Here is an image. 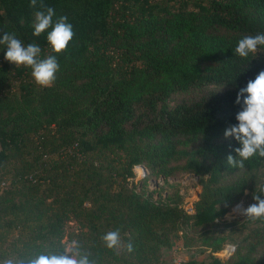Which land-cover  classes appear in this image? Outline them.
<instances>
[{
    "label": "trees",
    "instance_id": "16d2710c",
    "mask_svg": "<svg viewBox=\"0 0 264 264\" xmlns=\"http://www.w3.org/2000/svg\"><path fill=\"white\" fill-rule=\"evenodd\" d=\"M29 3L0 0V35L37 44L59 70L41 87L0 50V264L68 255L73 241L91 264H161L163 250L179 237L188 245L264 168L259 155L228 165L239 144L224 137L237 123V91L264 70V46L247 58L234 51L264 33V0H43L53 21L72 24L59 54L47 31L33 35ZM139 164L147 173L136 189ZM179 170L200 183L192 212L178 186L155 198L145 187ZM248 222L229 256L215 254L227 237L199 232L207 256L180 264H264L262 219ZM117 230L107 247L102 237Z\"/></svg>",
    "mask_w": 264,
    "mask_h": 264
},
{
    "label": "clouds",
    "instance_id": "9594fccd",
    "mask_svg": "<svg viewBox=\"0 0 264 264\" xmlns=\"http://www.w3.org/2000/svg\"><path fill=\"white\" fill-rule=\"evenodd\" d=\"M29 7L34 9L31 25L33 35L40 36L47 31L46 40L52 52L59 54L66 50L74 35L72 24L67 22L68 17L62 15L53 21L55 9L44 5L43 0L39 3L38 0H30ZM0 46V50L6 49L4 60L15 67L30 68L31 77L37 85L50 87L55 82L59 70L55 55L41 59L40 47L35 43L25 46L14 31H4L0 35ZM261 46H264V33L246 35L238 40L234 51L239 57L247 58L250 54H256ZM234 103L240 106L235 114L237 123L225 129L224 137H232L238 142L239 147L234 151L240 159L228 155L227 164L243 169L244 162L251 157H264V70L259 71L245 86L239 88ZM253 200L255 202L246 208L238 204L235 210L251 220L264 219V186H261L260 194L253 196ZM102 239L107 247L113 248L119 243V232H107ZM66 252L71 255H39L31 260L30 264H91L88 254H82L75 241L71 242Z\"/></svg>",
    "mask_w": 264,
    "mask_h": 264
},
{
    "label": "rangeland",
    "instance_id": "374dc122",
    "mask_svg": "<svg viewBox=\"0 0 264 264\" xmlns=\"http://www.w3.org/2000/svg\"><path fill=\"white\" fill-rule=\"evenodd\" d=\"M196 94L195 91L180 93L176 97H191ZM172 103V101H171ZM135 176L130 179L133 181L135 188H138V181L141 177L145 176L147 169L141 164L134 166L133 168ZM249 187L246 188L236 203H243L245 208L254 203L253 196L260 194L261 186H264V168H260L258 171H254L250 174ZM178 186L179 191L182 194V205L183 208L188 212H192V202L196 198L198 191L200 190V183L198 182V177H195L192 172L179 170L174 173L172 176L167 178V181H163V177L156 178L155 176H150L147 180L146 189L152 190V196L155 198L157 193L154 190H158L161 194L169 193L172 190L173 186ZM229 204L227 206L226 212L216 217L212 222L198 226L192 232L194 239L188 244L183 245V239L179 237L176 240L174 247L169 250H163V255L161 257V264H175V258H181L187 260L189 258H205L208 252L204 249L203 246L199 244L198 236L202 233L220 235L227 237V243L223 248L216 252L217 256L225 257L230 255L234 249L235 241H240L244 234L247 231L246 223L248 218L241 215L239 211H236L235 204ZM70 226H75V224L70 221ZM261 225H264V219H262ZM199 232H202L199 234ZM181 233V232H179ZM71 243L66 244V249ZM226 251V255H225ZM224 254V255H223ZM71 255V253H68Z\"/></svg>",
    "mask_w": 264,
    "mask_h": 264
},
{
    "label": "built area",
    "instance_id": "2783aa9c",
    "mask_svg": "<svg viewBox=\"0 0 264 264\" xmlns=\"http://www.w3.org/2000/svg\"><path fill=\"white\" fill-rule=\"evenodd\" d=\"M241 205L243 208H245V206L243 205V203H236L235 204V208H236V206L237 205ZM186 211H188V209L186 210ZM215 254H216V252H215ZM227 253H226V251H225V255H226ZM224 255V254H223ZM227 256H229V255H226L225 257H227ZM221 257V256H220ZM175 259V264H180L182 261H184V259H181V258H176V257H174Z\"/></svg>",
    "mask_w": 264,
    "mask_h": 264
},
{
    "label": "water",
    "instance_id": "95a60500",
    "mask_svg": "<svg viewBox=\"0 0 264 264\" xmlns=\"http://www.w3.org/2000/svg\"><path fill=\"white\" fill-rule=\"evenodd\" d=\"M142 167H143V165H142Z\"/></svg>",
    "mask_w": 264,
    "mask_h": 264
}]
</instances>
